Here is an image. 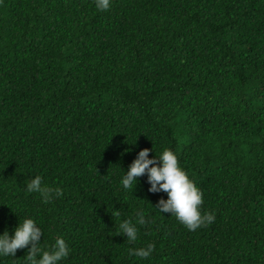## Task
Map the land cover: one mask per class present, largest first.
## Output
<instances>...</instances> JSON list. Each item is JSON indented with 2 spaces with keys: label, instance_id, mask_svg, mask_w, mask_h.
Segmentation results:
<instances>
[{
  "label": "trees",
  "instance_id": "obj_1",
  "mask_svg": "<svg viewBox=\"0 0 264 264\" xmlns=\"http://www.w3.org/2000/svg\"><path fill=\"white\" fill-rule=\"evenodd\" d=\"M144 148L177 154L214 223L161 214L147 174L123 189ZM25 218L61 264H264V0H0V234Z\"/></svg>",
  "mask_w": 264,
  "mask_h": 264
},
{
  "label": "clouds",
  "instance_id": "obj_2",
  "mask_svg": "<svg viewBox=\"0 0 264 264\" xmlns=\"http://www.w3.org/2000/svg\"><path fill=\"white\" fill-rule=\"evenodd\" d=\"M110 6L111 0H95V7L99 11H107ZM127 151L125 149V152ZM152 151L154 150L144 148L138 152L121 178L123 189H134L139 177L147 174L150 192L167 193V199H160L155 207L161 214L174 215L189 231L214 223L215 214L202 211L203 192L181 167L177 154L171 149H164L159 155L149 158V153ZM26 188L29 193H38L44 203H49L62 195L61 189L45 185L39 175L34 176L27 183ZM112 215L118 216L119 211L114 210ZM144 223L145 219L142 215L135 223L132 220H123L118 226L120 235L126 236V240L134 244L139 235L137 225ZM42 236L44 237V232L34 218L19 221L11 234L7 229L0 234V258H14L17 250L20 249H27L25 264H61L69 257L71 249L63 237L57 238L49 247L41 242ZM154 251L153 244L129 249L130 255L143 260L150 258Z\"/></svg>",
  "mask_w": 264,
  "mask_h": 264
}]
</instances>
